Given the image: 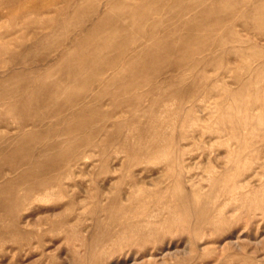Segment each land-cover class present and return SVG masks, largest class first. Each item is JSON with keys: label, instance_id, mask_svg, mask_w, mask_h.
I'll use <instances>...</instances> for the list:
<instances>
[{"label": "rangeland", "instance_id": "374dc122", "mask_svg": "<svg viewBox=\"0 0 264 264\" xmlns=\"http://www.w3.org/2000/svg\"><path fill=\"white\" fill-rule=\"evenodd\" d=\"M18 4L0 0V36L13 38L0 46V80L18 70L9 54H20L31 35L19 31L26 19L7 11ZM227 26L250 44L208 68L206 92L205 81L188 76L196 89L185 95H147L136 111L114 110L95 147H77L61 171L41 178L47 194L5 187L27 166L3 170L0 264H264V29ZM29 55L50 67L56 54L31 47ZM243 81L247 90L233 98ZM7 102L0 103L5 138L18 131ZM43 137L38 132L37 141Z\"/></svg>", "mask_w": 264, "mask_h": 264}, {"label": "bare ground", "instance_id": "6f19581e", "mask_svg": "<svg viewBox=\"0 0 264 264\" xmlns=\"http://www.w3.org/2000/svg\"><path fill=\"white\" fill-rule=\"evenodd\" d=\"M3 1L19 2L7 11L22 15L26 21L19 31L31 35L20 54H9L18 70L0 80V103L9 100L1 105L14 112L18 123L14 137L0 136V176L5 168L19 171L27 166L5 187L25 186L46 194L49 187L42 179L61 171L60 163L73 159L77 147L87 142L95 147L108 130L105 116L111 119L114 110L128 106L136 111L147 95H185L196 89L187 86L188 76L205 81L206 92L211 85L208 68L223 63L226 54H239L240 44H250L228 22L247 32L264 29V0H51L33 6L25 0ZM32 15L46 17L33 20ZM12 40L0 36V46ZM31 47L54 51L52 66L36 65ZM169 71L173 77L152 83ZM240 85L232 90L233 98L249 86L244 81ZM158 100L153 99L150 109L159 106ZM38 132L44 135L41 141ZM77 135L76 143L67 144Z\"/></svg>", "mask_w": 264, "mask_h": 264}]
</instances>
